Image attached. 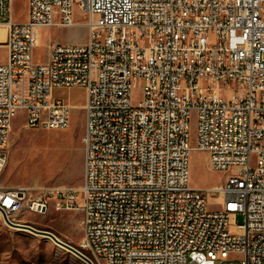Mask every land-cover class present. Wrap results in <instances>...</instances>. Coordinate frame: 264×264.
Instances as JSON below:
<instances>
[{
	"label": "built area",
	"instance_id": "built-area-1",
	"mask_svg": "<svg viewBox=\"0 0 264 264\" xmlns=\"http://www.w3.org/2000/svg\"><path fill=\"white\" fill-rule=\"evenodd\" d=\"M28 5L20 22L13 0H0L8 54L0 63V174L16 114L25 113L26 127L66 129L75 106L53 90L81 85L84 175L79 188L0 184L6 224L34 227L21 218L81 210L77 250L87 264H264V0ZM75 7L88 41L51 44L48 59L36 62L39 27L80 25ZM194 149L229 173L223 184L189 185ZM239 212L244 223L236 225Z\"/></svg>",
	"mask_w": 264,
	"mask_h": 264
},
{
	"label": "rangeland",
	"instance_id": "rangeland-1",
	"mask_svg": "<svg viewBox=\"0 0 264 264\" xmlns=\"http://www.w3.org/2000/svg\"><path fill=\"white\" fill-rule=\"evenodd\" d=\"M12 10L15 20L20 22L28 20V0H13ZM74 17L80 25L39 27L40 44L34 50L36 62L48 59L51 44H84L88 41L89 32L83 25L85 18L77 7L74 8ZM7 58L6 46H0V63H6ZM133 94V101L138 102L139 86ZM53 96L75 106L70 126L58 130L26 127L25 113L22 111L17 113L5 148L7 163L0 174L1 185L34 183L68 185L75 188L82 185L85 115L83 107L78 106L86 102V89L81 85L58 87L53 90ZM195 142L196 116L193 115L190 121L191 146H195ZM189 169V185L194 188L205 189L221 185L229 175L225 171L212 169L207 153L197 149L190 154ZM215 198L208 199L210 208L218 207L220 198ZM82 218L81 210L62 211L50 208L45 214L28 213L21 220L30 222L37 229L50 231L59 239L78 248L83 235ZM233 222L236 225L244 223V215L237 213ZM229 229L232 230V226H229ZM0 264H87V262L51 238L25 228L8 226L0 214Z\"/></svg>",
	"mask_w": 264,
	"mask_h": 264
},
{
	"label": "water",
	"instance_id": "water-1",
	"mask_svg": "<svg viewBox=\"0 0 264 264\" xmlns=\"http://www.w3.org/2000/svg\"><path fill=\"white\" fill-rule=\"evenodd\" d=\"M18 227L25 228V229H28L30 231H33V232H35L37 234H40V235H44L46 237H49L53 241H55L57 244H59L60 246H62L64 248H67V249L73 251L75 254H77V255H79L80 257L83 258L82 254L77 250V248H75L72 245L64 242L61 239H59L54 233H52L50 231L37 229V228L32 227V226H29V225H22V226H18Z\"/></svg>",
	"mask_w": 264,
	"mask_h": 264
},
{
	"label": "bare ground",
	"instance_id": "bare-ground-1",
	"mask_svg": "<svg viewBox=\"0 0 264 264\" xmlns=\"http://www.w3.org/2000/svg\"><path fill=\"white\" fill-rule=\"evenodd\" d=\"M1 34V33H0ZM38 44H40V40H38ZM78 107H83V105H80V106H78ZM11 129H12V127H11ZM4 169V168H3ZM2 169V170H3ZM2 172V171H1ZM211 199H214V197H210ZM215 200H216V198H215ZM17 228H21V227H17ZM26 230H28V229H26ZM49 238V237H48ZM83 256V258L86 260V257L84 256V255H82Z\"/></svg>",
	"mask_w": 264,
	"mask_h": 264
}]
</instances>
